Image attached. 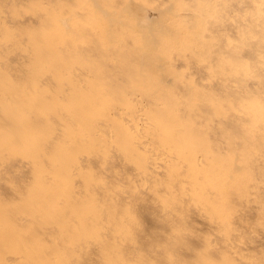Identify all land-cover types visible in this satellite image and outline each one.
<instances>
[{"label": "bare ground", "instance_id": "1", "mask_svg": "<svg viewBox=\"0 0 264 264\" xmlns=\"http://www.w3.org/2000/svg\"><path fill=\"white\" fill-rule=\"evenodd\" d=\"M174 1L0 0V264H264V0Z\"/></svg>", "mask_w": 264, "mask_h": 264}, {"label": "rangeland", "instance_id": "2", "mask_svg": "<svg viewBox=\"0 0 264 264\" xmlns=\"http://www.w3.org/2000/svg\"><path fill=\"white\" fill-rule=\"evenodd\" d=\"M189 1L191 2V0H186V2H189ZM146 3H150L149 6H151V7L147 6ZM175 3H176V1H174V0H150L149 2H148V0H125V2H124L125 10L127 11L128 15L132 18V21H133V24L135 26L136 33L138 36L137 44L139 46H142L141 50L139 51V53H140L139 54V60L140 61L148 62L150 64H153V61L155 63L161 62V59L163 57L161 45H159V43L157 41L156 42L154 41V37L158 38L159 34L161 35V33H160L161 30L165 29V28H163L164 27L163 25L167 22L169 23L170 21L175 20V21H172V25H174V26H176L178 22L185 23L183 21H179L181 18H185V17L181 16L179 14V12H177L175 10V8H174ZM151 4L154 6L152 7ZM188 10L189 11L186 10L188 13L186 11H183V12L180 11V12L182 14H185V13L186 14H192L191 12H195L192 9H188ZM214 14H212V15H214ZM212 15L210 17H212V19H214V17ZM143 23H146V24L143 26ZM185 26L190 27V24L186 23ZM195 30H193L191 28L188 31H185L188 38H192V40L193 39L196 40L198 42V46H202L203 48L207 47L206 43H203L200 41V40H203V38L201 36H199V33L201 31H203V29H200L199 32L194 33ZM143 47H145V48H143ZM143 56H144V58L142 59ZM201 62H202V60H201ZM203 63H204V61H203ZM163 65H164V63H163ZM256 73H255V77H258L257 79L260 80V77H262L261 76L262 74H260L259 72H258L259 74H256ZM254 78H252V80ZM207 81L208 80L205 79L204 82H207ZM256 83H258L257 80H256ZM237 84H238V82H237ZM262 132H264V131H262ZM250 228H252V227H250ZM250 228H249V231L250 230L251 231L256 230L255 227H253L254 229L253 228L250 229ZM251 231L249 234L252 233ZM256 233H259V232L256 231ZM253 234H254V232H253ZM257 235L259 238H261L260 236H262V233L257 234ZM256 238H257V236L256 237L254 236L253 239H256ZM256 242L257 241L251 242V243L254 244ZM260 250H261V248H260ZM257 255L260 256L259 253ZM257 255H255L253 257L258 259L259 256L257 257Z\"/></svg>", "mask_w": 264, "mask_h": 264}]
</instances>
